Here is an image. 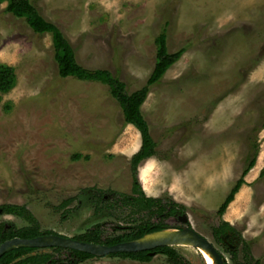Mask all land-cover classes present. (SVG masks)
<instances>
[{"label":"rangeland","instance_id":"obj_1","mask_svg":"<svg viewBox=\"0 0 264 264\" xmlns=\"http://www.w3.org/2000/svg\"><path fill=\"white\" fill-rule=\"evenodd\" d=\"M102 1L30 0L61 29L79 65L110 72L128 93L151 74L155 38L166 24L169 52H185L142 106L157 147L138 167L140 186L147 197L184 206L187 224L227 264H233L229 252L235 248L243 258L242 240L250 257L264 264V160L257 167L264 151V0ZM5 7L0 5V64L14 69L16 85L0 95V207L24 206L41 232L66 238L98 224L106 235L119 234L116 227L132 224L131 211H106L97 198L81 195L88 189L131 194L138 131L124 126L106 86L60 78L50 35H35ZM255 146V165L220 218L216 213ZM222 221L234 233L218 243L213 229ZM1 224L28 226L0 212ZM176 250L190 264H205L196 249ZM81 264L169 263L155 255L149 263L106 256Z\"/></svg>","mask_w":264,"mask_h":264},{"label":"trees","instance_id":"obj_2","mask_svg":"<svg viewBox=\"0 0 264 264\" xmlns=\"http://www.w3.org/2000/svg\"><path fill=\"white\" fill-rule=\"evenodd\" d=\"M6 3L4 11L16 19H23L26 26L35 35H50L53 48V59L57 66V74L60 78H73L83 82H96L106 86L109 89L110 96L120 107L124 126L135 128L141 139V145L137 153L130 160V170L132 176L131 194L106 191L99 192L91 189L83 190L81 198L92 195L97 198L99 204L103 203V209L106 211L124 212L130 210L134 219L128 227H116L112 236L106 235L103 225H95L85 233L74 237L79 242L112 246L115 244L134 241L142 238L144 235L160 232L166 229H178L170 226L167 220H179L180 216L185 214L186 208L169 197L150 198L143 192L138 181L139 165L156 155V143L154 142L150 126L146 120L142 106L147 98L150 88L157 85L165 73L181 58L185 49H180L175 53H170L167 45L166 24L163 25L160 33L155 38L156 45V63L147 78L145 84L137 91L128 93L125 84L114 77L106 70H91L79 65L75 58L74 50L64 36L61 29L53 22L43 17L30 0H0V5ZM16 85L15 71L12 67L0 64V94L4 95L10 92ZM264 128V124H263ZM257 147H252L254 154L243 171L241 178L230 190L224 202L217 211V216L222 218L227 207L234 201V197L241 187L245 185L244 176L255 165V154ZM80 156H74L72 159H78ZM264 177V168L259 174V178ZM81 201V199H79ZM70 200L64 202L68 204ZM101 208H97L98 211ZM100 211V210H99ZM2 215H11L27 222L26 228L17 229L13 224L0 225V245L13 238L31 239L43 235H56L53 232H41L40 226L34 216L24 207L18 205H3L0 207ZM186 226H190L186 223ZM230 233H234V228L227 222L213 229V236L218 243L227 239ZM240 239V237H239ZM241 240V239H240ZM242 257L239 260L237 248L230 251L233 264H259L258 261L250 257L249 246L243 240ZM42 250V249H41ZM50 253H39L40 249L17 248L13 249L0 258V264H81L94 257L77 251L51 248ZM151 253L153 255H151ZM163 255L167 258L169 264H190L181 256L176 248L162 247L152 251H144L133 254H112L107 257H119L130 259L140 263H149L153 256ZM224 264H227L224 261Z\"/></svg>","mask_w":264,"mask_h":264},{"label":"water","instance_id":"obj_3","mask_svg":"<svg viewBox=\"0 0 264 264\" xmlns=\"http://www.w3.org/2000/svg\"><path fill=\"white\" fill-rule=\"evenodd\" d=\"M179 222L186 225L188 222L187 216H180ZM164 231L171 232L161 234L155 238H146L147 236L163 233ZM186 243L190 244L194 249H200L207 252L214 264H224V259L212 243L187 226L178 229H166L160 232L144 235L142 238L134 241L123 242L112 246L79 242L72 238H66L60 235H43L31 239L13 238L0 245V258L7 252L17 248H62L89 254L93 257H106L118 253L133 254L152 251L162 247L177 248ZM151 255L153 254L151 253Z\"/></svg>","mask_w":264,"mask_h":264},{"label":"bare ground","instance_id":"obj_4","mask_svg":"<svg viewBox=\"0 0 264 264\" xmlns=\"http://www.w3.org/2000/svg\"><path fill=\"white\" fill-rule=\"evenodd\" d=\"M261 156H260V158H259V160H258V162H257V167L263 162V160H264V151L262 150L261 151V154H260ZM256 167V168H257ZM253 172H255V170L253 171ZM232 205L234 204V203H231ZM169 232H171V231H164L163 233H159V234H154V235H151V236H147L146 238L147 239H150V238H155V237H158V236H160L161 234H166V233H169ZM193 248L190 244H183V245H181V246H179L178 248ZM194 249V248H193ZM197 250V252L200 254V256L202 257V259H203V261H204V263L205 264H214V262H213V260L211 259V257L209 256V254L207 253V252H205L204 250H200V249H196Z\"/></svg>","mask_w":264,"mask_h":264},{"label":"crops","instance_id":"obj_5","mask_svg":"<svg viewBox=\"0 0 264 264\" xmlns=\"http://www.w3.org/2000/svg\"><path fill=\"white\" fill-rule=\"evenodd\" d=\"M100 1V3H102V5H104V3H103V1L101 2V0H99ZM1 95V94H0Z\"/></svg>","mask_w":264,"mask_h":264}]
</instances>
